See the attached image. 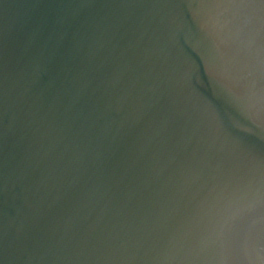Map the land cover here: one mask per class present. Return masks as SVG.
<instances>
[{
  "label": "water",
  "instance_id": "obj_1",
  "mask_svg": "<svg viewBox=\"0 0 264 264\" xmlns=\"http://www.w3.org/2000/svg\"><path fill=\"white\" fill-rule=\"evenodd\" d=\"M0 264H264V0H0Z\"/></svg>",
  "mask_w": 264,
  "mask_h": 264
}]
</instances>
